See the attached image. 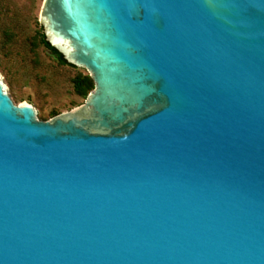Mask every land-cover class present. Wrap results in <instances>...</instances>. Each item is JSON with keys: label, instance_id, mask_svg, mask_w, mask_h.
Returning a JSON list of instances; mask_svg holds the SVG:
<instances>
[{"label": "water", "instance_id": "1", "mask_svg": "<svg viewBox=\"0 0 264 264\" xmlns=\"http://www.w3.org/2000/svg\"><path fill=\"white\" fill-rule=\"evenodd\" d=\"M83 103L0 77V264H264V0H43Z\"/></svg>", "mask_w": 264, "mask_h": 264}, {"label": "rangeland", "instance_id": "2", "mask_svg": "<svg viewBox=\"0 0 264 264\" xmlns=\"http://www.w3.org/2000/svg\"><path fill=\"white\" fill-rule=\"evenodd\" d=\"M43 0H0V77L14 104L29 103L46 120L83 103L73 81L41 43L36 26Z\"/></svg>", "mask_w": 264, "mask_h": 264}, {"label": "trees", "instance_id": "3", "mask_svg": "<svg viewBox=\"0 0 264 264\" xmlns=\"http://www.w3.org/2000/svg\"><path fill=\"white\" fill-rule=\"evenodd\" d=\"M42 37V36H41ZM41 43L42 45L48 49L43 37L41 39ZM49 50V49H48ZM73 85H74V91L77 95L79 96H84L86 97L87 94L92 91V89L90 88L88 82L86 81L85 77L82 76H78L74 79L73 81Z\"/></svg>", "mask_w": 264, "mask_h": 264}]
</instances>
